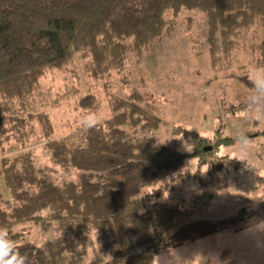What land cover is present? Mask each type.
<instances>
[{
	"label": "trees",
	"instance_id": "1",
	"mask_svg": "<svg viewBox=\"0 0 264 264\" xmlns=\"http://www.w3.org/2000/svg\"><path fill=\"white\" fill-rule=\"evenodd\" d=\"M183 10L205 16L213 67L226 62L254 26L262 32L264 61V0H0V99L27 106L46 73L75 71L77 64L96 79L121 71L128 57L144 56L165 38ZM239 82L253 88L248 76ZM78 105L100 107L92 95ZM111 105L109 118L85 131V146L57 138L45 112L0 114V150L12 139L27 148L38 132L53 166L71 178L56 181L54 169L39 165L31 150L0 157V191L4 185L9 195L0 227L29 264H154L164 239L191 215L185 203L152 201L169 185L142 195L185 165L182 153L147 136L164 125L153 99L134 91ZM174 132L193 140L195 155L212 152L197 132ZM28 223L65 235L23 243L16 227ZM227 228L183 227L173 247Z\"/></svg>",
	"mask_w": 264,
	"mask_h": 264
},
{
	"label": "rangeland",
	"instance_id": "2",
	"mask_svg": "<svg viewBox=\"0 0 264 264\" xmlns=\"http://www.w3.org/2000/svg\"><path fill=\"white\" fill-rule=\"evenodd\" d=\"M175 22V27L150 52L140 58L128 57L121 71L96 79L77 64L75 71L46 73L27 106L0 99V114L8 117L45 112L51 117L55 136L75 146L86 145L82 119L95 113L103 123L112 114V99L134 91L153 99L164 125L147 136L182 153L185 165L158 179L142 195L169 185L163 195L152 201L185 203L192 209L191 215L181 220V227L164 239L155 259L172 252L183 227L208 229L228 225L233 230L235 245L240 246L244 238L255 234L257 226L264 224V118L246 109L245 101L253 88L239 82L253 67L264 68L258 50L262 32L257 26L243 32L226 62L219 60L213 67L205 16L197 10H183ZM88 95L96 97L99 108L86 110L78 105ZM233 106L237 107L235 111L231 110ZM175 129L197 132L208 145L207 150H212L210 155H195L193 140L176 134ZM241 132L250 141L246 156L240 154L235 141ZM38 135H33L27 148L16 139L10 140L0 150V157H14L31 150L39 165L54 169L51 175L56 181L71 179L61 168L53 166ZM8 198L3 185L0 207H6ZM16 231L24 233L23 243L41 244L65 235L43 232L33 223L19 225ZM234 254L241 255L242 248ZM93 256L91 249L88 260Z\"/></svg>",
	"mask_w": 264,
	"mask_h": 264
},
{
	"label": "crops",
	"instance_id": "3",
	"mask_svg": "<svg viewBox=\"0 0 264 264\" xmlns=\"http://www.w3.org/2000/svg\"><path fill=\"white\" fill-rule=\"evenodd\" d=\"M233 230L188 241L172 248V252L154 260V264H264V224L255 234L235 245ZM246 237V236H245ZM242 248L238 257L234 253ZM251 249V250H250ZM234 257V258H233Z\"/></svg>",
	"mask_w": 264,
	"mask_h": 264
},
{
	"label": "clouds",
	"instance_id": "4",
	"mask_svg": "<svg viewBox=\"0 0 264 264\" xmlns=\"http://www.w3.org/2000/svg\"><path fill=\"white\" fill-rule=\"evenodd\" d=\"M248 78L253 90L245 101V107L249 112L256 111L264 118V68L253 67ZM100 120L98 114H89L82 119L81 126L85 130L92 129L100 124ZM235 141L240 154L246 156L250 144L248 136L241 132L235 137ZM0 264H29L28 258L20 253L8 230L3 227H0Z\"/></svg>",
	"mask_w": 264,
	"mask_h": 264
}]
</instances>
